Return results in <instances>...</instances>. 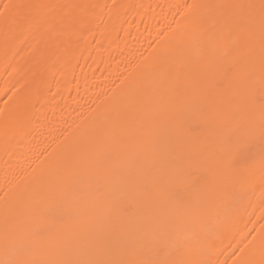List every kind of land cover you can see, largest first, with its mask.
<instances>
[{"label": "bare ground", "instance_id": "bare-ground-1", "mask_svg": "<svg viewBox=\"0 0 264 264\" xmlns=\"http://www.w3.org/2000/svg\"><path fill=\"white\" fill-rule=\"evenodd\" d=\"M0 264H264V0H0Z\"/></svg>", "mask_w": 264, "mask_h": 264}]
</instances>
